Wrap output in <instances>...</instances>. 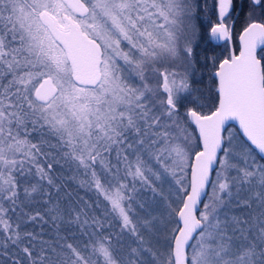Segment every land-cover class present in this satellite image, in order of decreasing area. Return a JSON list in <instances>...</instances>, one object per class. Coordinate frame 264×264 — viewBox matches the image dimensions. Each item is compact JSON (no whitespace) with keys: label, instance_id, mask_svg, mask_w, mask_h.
Returning a JSON list of instances; mask_svg holds the SVG:
<instances>
[{"label":"snow or ice","instance_id":"snow-or-ice-1","mask_svg":"<svg viewBox=\"0 0 264 264\" xmlns=\"http://www.w3.org/2000/svg\"><path fill=\"white\" fill-rule=\"evenodd\" d=\"M242 8L204 0L202 71L198 0H0V264H264V0Z\"/></svg>","mask_w":264,"mask_h":264},{"label":"trees","instance_id":"trees-1","mask_svg":"<svg viewBox=\"0 0 264 264\" xmlns=\"http://www.w3.org/2000/svg\"><path fill=\"white\" fill-rule=\"evenodd\" d=\"M198 2L201 5V9L199 12V19L194 21V23L197 25V38L194 41V55L197 58V68H200L202 71V64L203 60L202 57L203 55H212L215 54L219 56L221 54V49L219 46H216L214 44H210L208 42V36H207V29L205 27L206 23V18L203 14V4L204 0H198ZM208 4L210 5L212 3V0H207ZM246 0H235V3L237 5V13L239 15L237 16V28L243 23V14L246 11V9L242 8V6L245 4ZM207 73L204 72V83L201 85H198L202 90L205 91L206 94V89L205 85H207Z\"/></svg>","mask_w":264,"mask_h":264},{"label":"water","instance_id":"water-1","mask_svg":"<svg viewBox=\"0 0 264 264\" xmlns=\"http://www.w3.org/2000/svg\"><path fill=\"white\" fill-rule=\"evenodd\" d=\"M222 43V42H221ZM215 45V44H214Z\"/></svg>","mask_w":264,"mask_h":264}]
</instances>
